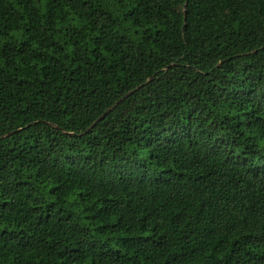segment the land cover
Wrapping results in <instances>:
<instances>
[{
    "label": "trees",
    "instance_id": "1",
    "mask_svg": "<svg viewBox=\"0 0 264 264\" xmlns=\"http://www.w3.org/2000/svg\"><path fill=\"white\" fill-rule=\"evenodd\" d=\"M0 264H264V0H0Z\"/></svg>",
    "mask_w": 264,
    "mask_h": 264
},
{
    "label": "water",
    "instance_id": "2",
    "mask_svg": "<svg viewBox=\"0 0 264 264\" xmlns=\"http://www.w3.org/2000/svg\"><path fill=\"white\" fill-rule=\"evenodd\" d=\"M119 102H120V101H119ZM119 102H118V103H119ZM108 111H109V110H108ZM108 111H107V112H108ZM107 112H106V113H107ZM106 113H105V114H106ZM105 114H104V115H105ZM104 115H102L97 121H99L101 118H103ZM97 121H96V122H97ZM94 124H95V123H94Z\"/></svg>",
    "mask_w": 264,
    "mask_h": 264
}]
</instances>
